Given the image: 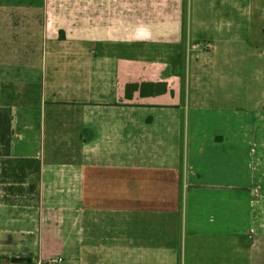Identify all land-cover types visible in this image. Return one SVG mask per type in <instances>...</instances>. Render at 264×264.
Wrapping results in <instances>:
<instances>
[{"label":"crops","instance_id":"crops-1","mask_svg":"<svg viewBox=\"0 0 264 264\" xmlns=\"http://www.w3.org/2000/svg\"><path fill=\"white\" fill-rule=\"evenodd\" d=\"M85 1L30 61L0 19V151L40 162L38 204H0V242L22 236L0 263L264 264V52L237 49L228 9L200 50L182 0Z\"/></svg>","mask_w":264,"mask_h":264},{"label":"rangeland","instance_id":"rangeland-1","mask_svg":"<svg viewBox=\"0 0 264 264\" xmlns=\"http://www.w3.org/2000/svg\"><path fill=\"white\" fill-rule=\"evenodd\" d=\"M84 2L86 3L85 0H0V19L1 21L5 19L6 26H9L10 28L12 50H25L28 54V60L29 58L38 59L39 54L43 51L44 42L51 39V35L47 31L49 21L55 18H52L51 14L58 15V24L60 26L67 20L73 21L75 22L74 24H76L77 21L82 19ZM182 3L184 36H187L188 38L191 36L200 39V50L208 47L211 44V39L216 37L212 28L218 21L213 12H211V9L219 7L220 12L218 14V19L220 21L226 19L225 14L227 12H224L223 9H228L229 23H233V31L231 35H233V38L236 41L235 44L237 49L243 47L245 50L249 51L257 50L258 52H264V0H182ZM6 4L12 6L13 4H20L22 8L16 9L15 7H11L9 9ZM226 4H232L233 7L229 6L226 8ZM61 5H68L70 6V9L67 11L57 10L61 8ZM51 8L56 9L50 10ZM67 13H69V15ZM73 14L74 16L72 17ZM202 15L205 20L203 22L204 26L207 29H203L200 26ZM1 21L0 29H3ZM19 32H25L26 34L23 36V34H20ZM60 35L62 36V32H60L59 36ZM49 49L50 47L46 45L44 52L46 50L49 51ZM187 61V65L189 66V59H187ZM193 64L194 62L192 59L191 65ZM192 74H196L194 69ZM193 81L194 78L192 77L189 82L192 83ZM33 98H35V96H33ZM35 101L38 102V99ZM262 141L264 142V140ZM256 148V153L252 151L251 157H255L258 160L257 165L260 169L257 170L258 176L255 177V179L262 187V193L264 196V147L261 146L259 148V146H256ZM1 154L2 151H0V164L2 161L6 160V158H2ZM254 172L255 171H252V173ZM259 174L261 176H259ZM251 195L258 199L259 188H252ZM38 197L39 189L32 177L24 180L22 184L0 183V201L4 200L6 203L14 204L16 207L24 208L37 205L39 201ZM263 216L261 217L262 220L264 219ZM21 228L25 227L23 225L12 226L11 230L17 231ZM261 232L263 234L264 228H261L260 233ZM21 237V235L15 233L9 234V243L7 242L8 236H4L0 242V257H2L3 254L16 249L18 240ZM23 237L25 238V236ZM27 237L32 241L30 246L31 252L36 255L39 245L38 237ZM203 242L209 243L215 241L204 240ZM217 242L219 241H216L215 243ZM261 243H264L263 239L261 240ZM56 257L57 251L50 249L47 261H55L57 260ZM3 264H9V262H3Z\"/></svg>","mask_w":264,"mask_h":264},{"label":"trees","instance_id":"trees-1","mask_svg":"<svg viewBox=\"0 0 264 264\" xmlns=\"http://www.w3.org/2000/svg\"><path fill=\"white\" fill-rule=\"evenodd\" d=\"M11 114L9 109H0V139L4 146L8 147V137L11 136L10 130ZM6 160L0 164V183L22 184L24 180L32 177L37 183L40 175V162L37 159H16L9 158L8 154H1ZM0 204L14 206L12 203L0 201Z\"/></svg>","mask_w":264,"mask_h":264},{"label":"water","instance_id":"water-1","mask_svg":"<svg viewBox=\"0 0 264 264\" xmlns=\"http://www.w3.org/2000/svg\"><path fill=\"white\" fill-rule=\"evenodd\" d=\"M9 264H32V259L26 257H14L9 259Z\"/></svg>","mask_w":264,"mask_h":264},{"label":"built area","instance_id":"built-area-1","mask_svg":"<svg viewBox=\"0 0 264 264\" xmlns=\"http://www.w3.org/2000/svg\"><path fill=\"white\" fill-rule=\"evenodd\" d=\"M62 263H63L62 259L58 258L55 261H50V262H47V263H44V264H62ZM37 264H43V263L42 262H38Z\"/></svg>","mask_w":264,"mask_h":264}]
</instances>
